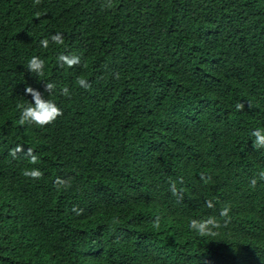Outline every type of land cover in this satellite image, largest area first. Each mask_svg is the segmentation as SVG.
<instances>
[{
  "label": "trees",
  "instance_id": "1",
  "mask_svg": "<svg viewBox=\"0 0 264 264\" xmlns=\"http://www.w3.org/2000/svg\"><path fill=\"white\" fill-rule=\"evenodd\" d=\"M106 2L0 0V264H264V149L251 135L264 130V0ZM57 32L63 45H40ZM60 54L81 63L59 67ZM27 86L63 115L21 126ZM208 154L229 170L193 163ZM209 216L216 236L189 229Z\"/></svg>",
  "mask_w": 264,
  "mask_h": 264
},
{
  "label": "clouds",
  "instance_id": "2",
  "mask_svg": "<svg viewBox=\"0 0 264 264\" xmlns=\"http://www.w3.org/2000/svg\"><path fill=\"white\" fill-rule=\"evenodd\" d=\"M33 3L34 5H39L40 0H33ZM102 7L111 9L113 7L112 0H107L106 4L102 5ZM50 42L56 45H63L64 44L63 33L57 32L52 34L50 40L49 38L41 39L40 45L43 48L47 49L49 47ZM56 61L59 67H64L66 65L68 68H73L81 63V57L78 55L60 54L56 57ZM44 69H45V61L41 59L39 56H32L27 63V70L32 74H35V76L37 77L44 75ZM115 78L118 79L119 75L116 74ZM76 83L84 89H88L90 87L89 82L83 78H77ZM56 87L57 85L55 83L45 81V90L49 92L50 95L53 93ZM60 91L61 94L65 96L69 95L68 89L66 87H62ZM25 93L30 94L32 96L34 103H29L26 106L24 105L19 106L20 117L18 123L21 126L27 124V125H36L43 128L49 124H52L57 120L58 117L63 115L62 109L58 107L55 102L49 99L45 100L42 94L39 91L32 88L31 86H27L25 88ZM235 109L237 111H243L244 104L241 102H237L235 104ZM259 128L255 129L251 133V135L254 137L253 146L255 149H264V130H261ZM23 151L24 149L22 145H17L16 147L10 149L9 154L13 158H15L18 153H21ZM25 156L29 158V162L31 164L35 165L36 163H38L39 158L34 153V150L32 148L27 149ZM215 157L216 156L212 154H208L207 156L199 157L193 163L196 164L198 167H206L209 165H214L217 166L220 171L229 170L230 168L229 165L231 164L229 160L225 158H220L221 161H218L214 159ZM22 174L25 177H28L33 180H39L43 176V173L37 168H31V169L26 168L24 169ZM201 179L204 180L205 183H207L211 179V177L210 176L205 177L204 174L202 173ZM259 180L264 181V171H261L259 173ZM257 182H258L257 178H252L250 181L251 186L255 187L257 185ZM180 183L181 184L183 183V178L180 179ZM54 186H56L58 189L60 188L67 189L68 187H70V183L67 179H62L60 177H57L54 181ZM169 190L173 196L182 200L183 199L182 194L186 193V191L188 190V186L185 189L183 188V185L180 188H177L176 182L173 181L170 183ZM205 206L209 209H212L215 207V204L211 200H206ZM72 211L75 212L77 215H80L82 213V210L76 207H73ZM230 211L231 209L228 206H225L220 210L219 215L221 217L226 218L225 223H227V218H229ZM153 227L155 229L160 228V217L155 218V220L153 221ZM188 227L190 230L196 232L199 236L208 237V236H216L218 233L215 230L219 229L221 227V224L215 217L209 216L207 219H201V220L190 219Z\"/></svg>",
  "mask_w": 264,
  "mask_h": 264
}]
</instances>
